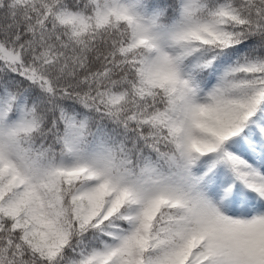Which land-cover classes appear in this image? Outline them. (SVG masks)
I'll use <instances>...</instances> for the list:
<instances>
[{
  "label": "snow or ice",
  "instance_id": "snow-or-ice-1",
  "mask_svg": "<svg viewBox=\"0 0 264 264\" xmlns=\"http://www.w3.org/2000/svg\"><path fill=\"white\" fill-rule=\"evenodd\" d=\"M0 264H264V0H0Z\"/></svg>",
  "mask_w": 264,
  "mask_h": 264
}]
</instances>
